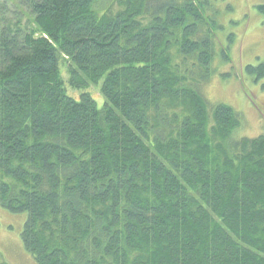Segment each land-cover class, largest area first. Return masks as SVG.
Masks as SVG:
<instances>
[{"label":"trees","instance_id":"16d2710c","mask_svg":"<svg viewBox=\"0 0 264 264\" xmlns=\"http://www.w3.org/2000/svg\"><path fill=\"white\" fill-rule=\"evenodd\" d=\"M220 15L0 0V207L36 264H264V133L201 93Z\"/></svg>","mask_w":264,"mask_h":264},{"label":"rangeland","instance_id":"374dc122","mask_svg":"<svg viewBox=\"0 0 264 264\" xmlns=\"http://www.w3.org/2000/svg\"><path fill=\"white\" fill-rule=\"evenodd\" d=\"M222 29L218 31L215 72L201 93L209 107L224 103L241 115L239 136L264 133V78L248 74L247 65L264 63V13L257 9L264 0H215ZM96 96V95H95ZM99 103L103 102L97 95ZM27 215L0 207V262L36 264L25 250L21 233Z\"/></svg>","mask_w":264,"mask_h":264}]
</instances>
